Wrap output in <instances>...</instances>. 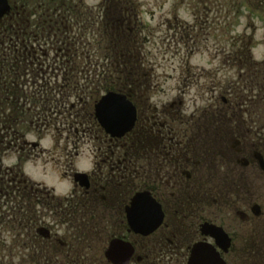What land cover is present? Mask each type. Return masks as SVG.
Listing matches in <instances>:
<instances>
[{
  "label": "flooded vegetation",
  "instance_id": "flooded-vegetation-1",
  "mask_svg": "<svg viewBox=\"0 0 264 264\" xmlns=\"http://www.w3.org/2000/svg\"><path fill=\"white\" fill-rule=\"evenodd\" d=\"M73 1L9 0L10 13L0 19V261L17 257L22 264H188L199 248L203 260L213 251L224 264H264V80L245 78L241 64L236 79L226 86L204 82L201 90H209L210 103L188 117L183 91L166 103L155 100L156 77L103 82V90L124 95L131 103L134 124L119 139L95 127L90 140L79 142L76 156L87 152L92 168L81 172L85 183L72 182L69 199L81 208L74 222L68 221L69 201L57 206L51 189L24 174L27 163L40 166L50 160L41 140L51 121L32 117L35 136L28 141L18 136L16 117L8 124L11 119L2 104L17 106L10 90L32 71L44 39L62 43L67 51L65 15ZM102 16L114 22L140 18L125 12ZM76 19L80 37L89 27L84 21L91 20L87 36L98 51L101 15L79 14ZM183 69L175 81L188 87L191 68ZM99 98L93 95L88 105ZM65 160L70 173L67 155ZM140 202L149 218H141Z\"/></svg>",
  "mask_w": 264,
  "mask_h": 264
},
{
  "label": "rangeland",
  "instance_id": "rangeland-1",
  "mask_svg": "<svg viewBox=\"0 0 264 264\" xmlns=\"http://www.w3.org/2000/svg\"><path fill=\"white\" fill-rule=\"evenodd\" d=\"M103 0H83L85 5L95 6ZM139 5L140 30L131 45L139 44L143 58V70L152 71L159 79L155 100L166 103L177 98L183 91L184 115L198 109H207L211 95L202 89L209 79L217 86H226L236 79L231 68H222L223 59L239 35L252 34L256 43L252 57L256 62L264 59V0H135ZM71 5L80 11L83 3L74 0ZM146 27V28H145ZM134 28L129 27V30ZM143 30H142V29ZM142 62V63H143ZM191 67L190 86H177L176 79L183 67ZM88 73L84 70L83 77ZM208 77L207 80H204ZM97 79V78H96ZM89 83L93 81L89 76ZM83 82V81H82ZM94 85V81L93 84ZM210 87V85H209ZM208 88V86H207ZM160 89H162L160 91ZM178 89V90H177ZM162 92H164V96ZM63 119V118H62ZM72 135L68 138L70 142ZM41 145L50 149L52 141L45 138ZM83 150V149H82ZM90 165V166H89ZM75 169L88 172L92 168L87 152L75 161ZM25 174L34 182L53 189L55 195L67 197L72 189L68 179H63L59 169L52 163L24 166ZM17 257H4V264H22Z\"/></svg>",
  "mask_w": 264,
  "mask_h": 264
},
{
  "label": "trees",
  "instance_id": "trees-1",
  "mask_svg": "<svg viewBox=\"0 0 264 264\" xmlns=\"http://www.w3.org/2000/svg\"><path fill=\"white\" fill-rule=\"evenodd\" d=\"M128 6L126 7V11L124 10L121 13L132 14L135 10H137V5L133 0H128ZM132 21H119V22H110V21H101V31H100V53L98 55L97 69L93 71V75L95 71L98 72V76H105L107 69H110L109 74L104 82L109 80H117V79H138L141 77H145L143 73V68L141 66L143 62L142 55L140 53L139 44L135 46L131 45L133 39L138 36L139 33L133 36V32L135 33V28H132V31L129 32V24ZM70 24V22H67ZM138 32L139 29L136 28ZM134 42V41H133ZM255 42L253 40L252 34H241L237 38L234 39L233 44L231 45L230 51L226 57H224L223 62L228 63H242V70L247 72L244 77L254 78L259 77L260 79H264V61L261 63H257L254 61L251 50L254 47ZM67 51L64 50L59 56L61 62L59 64V68L62 71H65L64 80L67 83V88L69 89H77V91L81 94H85L87 87L86 85L80 86V78L78 73L82 70V67H85V64L91 66L92 61L90 60L91 55L89 53H83L81 59V65L79 61L78 51L70 44L66 47ZM110 65V67H108ZM92 68H89L91 72ZM37 95H41V90L35 91ZM10 93H16V89L12 88ZM17 94V93H16ZM10 102H12L9 99ZM3 111L5 116L9 117L11 121H8L9 125L13 124L12 117H16L18 120V127H23V125L31 118V112L28 108L22 107V105L17 103V106L12 103H8V107H6L5 103L2 104ZM17 111L14 115L13 112ZM74 120L79 125L84 127L86 130L95 129L96 125L92 121V107L87 104L81 111L72 110ZM83 115H82V114ZM4 115L2 117H5ZM92 117V118H91ZM27 126V125H26ZM17 127V128H18ZM22 133V132H21ZM19 135V134H18ZM38 197V196H37ZM39 198V197H38ZM70 199L60 200L52 198L51 201L56 202L57 206H61L64 203L68 202V205L72 207V210L69 211L70 217L68 221L74 222L76 213L81 209L80 207H75L74 201ZM47 260H37L35 264H44L48 263ZM53 263V262H52ZM0 264H4L0 261Z\"/></svg>",
  "mask_w": 264,
  "mask_h": 264
},
{
  "label": "water",
  "instance_id": "water-1",
  "mask_svg": "<svg viewBox=\"0 0 264 264\" xmlns=\"http://www.w3.org/2000/svg\"><path fill=\"white\" fill-rule=\"evenodd\" d=\"M8 11V7L6 4V0H0V16ZM96 117L101 124V126L105 129L106 133L111 135L112 137H121L127 131H129L134 123V109L131 107L129 103L126 102L125 98L109 94L104 97L99 106L96 107ZM85 175L76 174L74 176V181L79 182L80 184L85 183ZM138 201V199H136ZM143 203L140 202L137 206H139V212L141 218L145 219V217H150V215L142 209L140 205ZM131 221L134 223V229L138 231L137 227L138 220L132 216ZM160 220H156L154 222H150V227L146 230H143L142 233L146 234L150 232L155 226L156 222ZM147 231V232H146ZM220 233L219 230H215ZM210 235L217 238L216 234L209 231ZM207 252V251H206ZM203 254V250L196 248L190 257L188 264H223L220 257H218L213 251H211L210 257H205V260L200 257ZM210 254V252H209ZM109 259V257H107Z\"/></svg>",
  "mask_w": 264,
  "mask_h": 264
},
{
  "label": "clouds",
  "instance_id": "clouds-1",
  "mask_svg": "<svg viewBox=\"0 0 264 264\" xmlns=\"http://www.w3.org/2000/svg\"><path fill=\"white\" fill-rule=\"evenodd\" d=\"M90 166V165H89Z\"/></svg>",
  "mask_w": 264,
  "mask_h": 264
}]
</instances>
